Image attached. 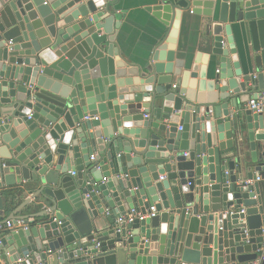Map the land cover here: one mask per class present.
<instances>
[{"label":"water","instance_id":"obj_1","mask_svg":"<svg viewBox=\"0 0 264 264\" xmlns=\"http://www.w3.org/2000/svg\"><path fill=\"white\" fill-rule=\"evenodd\" d=\"M118 2L0 0V224L14 226L0 251L264 264V0H157L170 33L145 67L119 51ZM185 12L205 19L208 55L178 52Z\"/></svg>","mask_w":264,"mask_h":264},{"label":"crops","instance_id":"obj_2","mask_svg":"<svg viewBox=\"0 0 264 264\" xmlns=\"http://www.w3.org/2000/svg\"><path fill=\"white\" fill-rule=\"evenodd\" d=\"M156 3L157 0H119L116 6V12H124L125 15L121 28L116 33L119 51L122 53L124 59L139 67H145L150 62L156 49L168 38L170 33L169 27L165 26L152 13L147 11V8L155 6ZM204 22V18L191 15L187 12L184 13L178 36V52L193 57H196L200 53L203 55L210 53V49L206 43L205 27L202 25ZM179 84V79H176L175 85L179 86ZM243 99L247 100L248 96H244ZM257 101L261 103L263 99L260 98ZM250 102L241 104V113L245 109L251 110L249 107ZM231 111L236 112L234 109H231ZM233 154L231 153V156ZM259 184L264 194V182L261 179ZM29 196V194L24 195L19 202H22ZM9 209L12 210L13 208Z\"/></svg>","mask_w":264,"mask_h":264},{"label":"built area","instance_id":"obj_3","mask_svg":"<svg viewBox=\"0 0 264 264\" xmlns=\"http://www.w3.org/2000/svg\"><path fill=\"white\" fill-rule=\"evenodd\" d=\"M261 105H262V102L260 103L257 100H252L249 104V107L251 110H255V109H259L261 107ZM145 117L147 118L148 116H145ZM85 120H89V118H86ZM95 120H98V118H95ZM91 159L93 160L94 156H92ZM70 174H72V176L76 175L75 173H72V172ZM258 181H260V179H258ZM242 213H245V211L243 210ZM156 216H157V212H156L155 207L150 208V210L147 211L146 214H143L141 212H137L136 210H132L129 215L119 219L117 221V223H118V225H121L123 223L131 224L135 220L145 221L148 219L155 218ZM13 228H14V226L10 222H8L6 224H0V240L6 232H8L9 230H11ZM15 229H27V228H26L23 221H17ZM8 258H9L8 254H5L4 252L0 251V264H13V263L9 262ZM22 263H23V261L19 260L15 264H22ZM255 264H258V263H255Z\"/></svg>","mask_w":264,"mask_h":264}]
</instances>
